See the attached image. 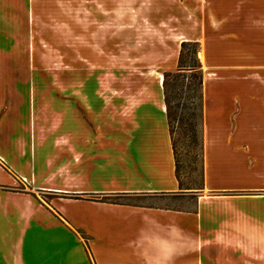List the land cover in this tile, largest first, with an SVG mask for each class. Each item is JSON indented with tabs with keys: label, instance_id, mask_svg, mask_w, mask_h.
Returning <instances> with one entry per match:
<instances>
[{
	"label": "crops",
	"instance_id": "crops-1",
	"mask_svg": "<svg viewBox=\"0 0 264 264\" xmlns=\"http://www.w3.org/2000/svg\"><path fill=\"white\" fill-rule=\"evenodd\" d=\"M176 1L193 7L201 71L192 191L154 62L120 79L84 65L81 92L43 93L38 0H0V264H264V0Z\"/></svg>",
	"mask_w": 264,
	"mask_h": 264
},
{
	"label": "rangeland",
	"instance_id": "rangeland-1",
	"mask_svg": "<svg viewBox=\"0 0 264 264\" xmlns=\"http://www.w3.org/2000/svg\"><path fill=\"white\" fill-rule=\"evenodd\" d=\"M187 8L193 7L180 6L176 0H38L29 44L34 49L32 55L44 69L37 77L42 82L43 93H57L66 99L68 93L81 92L84 65H93L91 79L134 77L135 74L129 73L136 71L123 67L140 61L154 62L159 67L156 71L162 74L176 72L179 64L184 68L196 67L195 23L191 19L193 16H186L190 10ZM184 39L188 44L180 60ZM106 72L109 74L101 75ZM182 72L185 76L180 82L170 79L169 94L177 114L172 122L173 138L182 187H200L199 75L197 69ZM192 84H196L190 91L194 97L188 99V86ZM190 114H193L192 127L187 122ZM17 187L24 188L21 183ZM40 196L48 203L56 195L41 193ZM187 198L161 201L143 196L133 200L189 205L194 196ZM112 199L127 198L116 196Z\"/></svg>",
	"mask_w": 264,
	"mask_h": 264
},
{
	"label": "trees",
	"instance_id": "trees-1",
	"mask_svg": "<svg viewBox=\"0 0 264 264\" xmlns=\"http://www.w3.org/2000/svg\"><path fill=\"white\" fill-rule=\"evenodd\" d=\"M188 43L183 41L181 43V49H180V60L182 58V54H183V49L184 47L187 45ZM193 54H194V58L197 62V66L196 67H190V68H184L182 64H179L178 69L176 72H171V71H166L163 73V94H164V101L166 104V113H167V120H168V125H169V131H170V136H171V143H172V148H173V152H174V158H175V172H176V177L179 181V185H180V189L185 190V189H197L200 187H182V182L180 179V175H179V163H178V158H177V152H176V144L173 138V125L172 122L176 119V112L173 111V107H172V102H171V98H170V94H169V88H170V79L174 80L176 83L181 81V77L185 76L184 70H193V69H197V73L199 75V79L197 82L198 88H199V100H200V104H201V92H200V87H201V71H200V64L197 60V56H196V47L193 50ZM195 75V74H192ZM196 84H192L188 86V99L194 97V94H191L190 91L195 89ZM177 106H179V104H177ZM188 107V106H186ZM201 108V107H200ZM192 117L193 114H190L187 118V122L189 124L190 127H192L193 122H192ZM200 117H201V111H200Z\"/></svg>",
	"mask_w": 264,
	"mask_h": 264
}]
</instances>
